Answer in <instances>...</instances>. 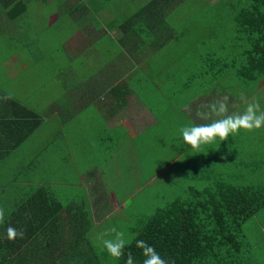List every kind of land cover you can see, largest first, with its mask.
I'll use <instances>...</instances> for the list:
<instances>
[{"label": "crops", "instance_id": "crops-1", "mask_svg": "<svg viewBox=\"0 0 264 264\" xmlns=\"http://www.w3.org/2000/svg\"><path fill=\"white\" fill-rule=\"evenodd\" d=\"M41 2L50 9L40 16L35 13L39 11ZM186 2L150 0L139 9L147 7L148 12H153L156 8L158 15L171 10L180 11ZM199 3L192 11L202 17L208 10L206 6L211 3L207 0H199ZM115 11L109 0H0V49L8 44L16 48L13 54L0 58V208L5 210V221L0 224V264H21L23 252L31 256L58 252L73 236L69 227L84 228L88 218L92 225H98L113 217L108 216L110 208L101 198L103 182L100 180L113 178L106 181L113 182L116 187L118 177L114 173L117 167L123 166V170L134 171L136 158L141 162L140 170L149 172L150 168L146 164H155L177 144L182 137L181 128L203 124L205 120L196 116L200 106L223 98L220 96L222 92L217 93L216 88L206 89L208 86L196 92L197 84L173 90L171 83L176 81L177 75L169 71L164 81L174 78L162 87L166 89V94L153 93L152 104L155 106H148L143 99V88L134 84L128 89L126 84H121L120 77L127 78L132 73L128 70L131 66H149V54L146 51L166 49L175 44L176 38L171 29L159 31L149 27L150 24L142 18L138 19L136 12L125 19L113 21L111 14ZM70 27L77 28L72 37L67 35L60 40L42 42V36L39 40V35L49 38L53 29L64 28L63 34H72L68 30ZM150 34L152 38L148 37ZM71 42H75L74 47L70 44L72 48L69 45ZM88 53L92 63L86 71L93 74L91 82L99 85V92H87L84 95L77 91L72 93L70 76L75 75V66L85 65ZM229 58L234 59L233 52ZM38 63L40 70L36 68ZM24 64L30 67L24 69ZM34 72L39 75L38 79L49 80L50 91L46 90L47 83H39L36 90L26 92L21 97L17 83L35 79ZM142 76L140 72L136 81L142 80ZM54 81L61 89L66 88L62 94L56 95V91L50 87ZM75 82L81 81L76 78ZM158 89L159 92L162 90L160 87ZM103 94L109 99L107 104L99 103L98 108H93L94 101L104 98ZM79 106H86L88 110H79ZM237 108L238 105L230 113H236L233 110ZM118 111L119 116L122 114L123 117L117 118ZM101 114H106L103 116L105 118ZM77 116L82 125L75 122ZM112 117L115 119L112 120ZM71 122L87 133L69 129L68 124ZM146 135L149 139L151 137L149 147L157 155L151 163L145 161L150 152H140L138 146L148 148L142 142ZM169 137L170 146L167 144ZM134 147L138 148L136 155L127 159L122 156L123 160L118 155V149L123 153L131 152L130 148ZM62 151L65 152V158L59 165L57 157ZM80 151L81 156H76ZM141 153L145 156H141ZM69 162L77 185L74 191L68 192L65 202L59 201L51 192L52 188L37 178L38 175L35 180H28L29 177L23 175L45 164L52 177L59 171L58 179L62 181L71 177L67 173ZM55 165L58 171L52 169ZM90 168L93 169L89 173ZM86 177L90 179L85 181ZM19 179L34 186H28L23 191V187L16 185ZM124 184L129 189L134 187L128 180ZM111 189L110 185V192ZM114 191L110 195L118 202ZM43 195L45 199L47 195L62 206L57 215L53 211L46 212L48 208ZM9 226L18 232L23 231V238L8 240L6 230ZM255 228H258L260 239L264 241L263 227L258 225ZM242 236L243 241H246L243 231ZM81 238L72 242L75 245L72 252H81L84 245ZM63 241L64 245L61 244ZM58 243L61 247L56 245ZM250 254L253 263L260 264L254 257L256 255Z\"/></svg>", "mask_w": 264, "mask_h": 264}, {"label": "rangeland", "instance_id": "rangeland-1", "mask_svg": "<svg viewBox=\"0 0 264 264\" xmlns=\"http://www.w3.org/2000/svg\"><path fill=\"white\" fill-rule=\"evenodd\" d=\"M149 1L109 0L112 8L116 10L111 14L113 21L125 19L126 16L136 12L138 13V19L142 18L145 23L150 24L149 27L157 28L159 31L165 28L166 30L171 29L173 36L176 38L173 42L175 44L167 46L166 49H150L146 51L149 54L148 63L150 65L140 66L139 68L135 66L129 67L128 70L132 73L127 78L120 77L122 85L126 84L128 89H131L130 86L133 87L134 84L139 88H143V99L145 103L148 106L154 107L155 104H152L154 98L152 97L153 93L155 95L156 93L166 94V89L164 90L162 87L174 77L169 78V81H164V78L167 73L169 74V71H172L177 75L176 81L171 83L173 90L175 88L179 89L180 87L184 89L186 85L191 86L195 84H197L196 92L202 91L207 86L206 89L210 90H215L216 88L217 93L222 92L220 96L228 97L229 114H231V109L237 105L238 108L233 111L243 112L246 107L244 100L249 102L256 101L260 104L261 109L264 110V73L257 74L256 77L252 78L253 80L247 78L241 79L238 69H242L245 58L243 55L240 57L241 53H239L237 59L229 58L232 52L236 51L237 46L239 48L241 44L247 46V43L239 42L238 40L236 44L234 36L237 27V13L242 8H246L250 0H219L218 2H216L217 0H207L211 5L206 6L208 10L205 11L206 15L202 17L195 15V12L192 11V8L200 5L199 0H187L181 9L185 10L184 12L181 10H171L163 14L159 13L158 15L156 8L153 12H148L146 10L147 7L143 10L139 9L142 6H146ZM215 2L216 4L213 5L212 3ZM39 6V11L35 13L36 15H44L43 12H48L50 9L43 2L39 3ZM150 16H152L151 19ZM75 27L68 29L72 34H63L64 28L53 29V33H49V38H44V35H39V40H41L42 36V42H51V39L60 40L67 35L72 37L74 32L77 31ZM100 31L102 32V30ZM76 37L77 34H75ZM148 37L152 38L153 35L150 34ZM73 43L75 42H71L69 45L71 44L74 47L75 44ZM71 45L70 47L72 48ZM234 46H236L235 49ZM232 49L234 50L232 51ZM14 50L16 48L13 45H5L0 49V58L7 57ZM88 54L86 56L85 67L75 66V75L73 76L71 74L70 76L72 93L77 91V93L80 92L84 95L87 92L95 94L99 92V85L91 82L93 79L90 77L93 74L90 71H86L91 66L90 63H92V57L90 53ZM227 54L230 55L227 56ZM233 62H236L235 67L229 66ZM31 64L33 65L32 62ZM29 67L27 64L23 65L24 69ZM36 68L40 70L41 66L39 63L36 65ZM137 68L143 76L142 80L136 81L140 73ZM2 74L5 76L3 72ZM33 78L35 79L21 80V84L17 83L20 87L18 92L21 94V97H24L26 92L36 90L38 88L36 85L39 83H47L46 90L50 91L48 86L49 80L38 79L39 75L36 72L33 73ZM76 78L80 79L81 82H75ZM50 87L53 91H56V95L62 94L66 89L58 87L55 81ZM158 87L162 89L160 92ZM238 90L240 91L238 92ZM103 96L104 98L94 101L93 108H98L99 103L107 104L109 99L106 95L103 94ZM241 97L244 99L242 100ZM154 102H156L155 99ZM79 108V110H88L86 106H79ZM183 112L187 113L185 111ZM116 114L118 118L119 111ZM105 115L101 114L100 116L105 118L103 117ZM119 117H123L122 114ZM187 118L190 120L189 117ZM114 119L115 117H112V120ZM213 119H216V117H213ZM75 122L78 125H82V121L78 116ZM210 122V120L204 121L203 124ZM68 126L70 127L69 129L78 131V133H87L85 129L78 127L74 122L69 123ZM149 136L146 135L142 140L148 148H144L142 145L138 146L140 152H150L146 156L147 159L145 161L151 163L157 155L149 147L151 139V137L149 139ZM142 142L140 141V143ZM167 144L168 146L171 145L170 137L167 140ZM130 149L131 152L127 151L123 153H120V149H118V155L121 159L123 157L127 159L126 157L137 154L138 148L134 147ZM76 156L80 157L81 151ZM141 156L145 155L141 153ZM64 158L65 152L62 151L57 157V163L60 165L61 160ZM137 159L135 160L134 171L133 169L128 170L126 168L123 170V166L117 167V172L114 173L118 177L116 187L113 185V182H108L113 178L100 180L103 182V185L101 184V198L105 201L104 203L107 208H110L108 216L111 215L113 217L103 220L98 225L88 227L84 243L92 244L99 253L105 256L109 254L106 250H102V239L114 237V233L109 232V229L116 228L117 231L124 232L125 239L129 243L133 239L136 230L141 228L144 219L154 208L163 206L164 201H169L173 198L185 199L186 197L188 199L187 194H200L201 191L212 188V184L219 180L225 181L235 178L239 179L235 181L236 184H242L240 177L243 178V175L246 181L244 179L241 180H244L247 186L264 188V127L251 132L240 130L235 134H230L228 139L222 142L217 138L213 142V145H202L198 151L192 150L189 145L183 142V138L180 137L177 144L167 154L159 158L155 164L151 166L148 163L146 164V167L150 168L149 172L140 170L141 165L139 163L141 162L140 160L138 162ZM77 166H80V164L77 163ZM57 168V165H55L52 169L58 171ZM67 168V173L71 174V177L62 181L58 179L60 172L58 171L56 176L52 177L48 165L45 164H42L40 169L31 170L23 175H27L29 177L28 180L42 179V182H46L52 188L51 192L54 193V196L59 201L65 202L69 196L68 192L74 191L77 185L76 176L70 169V162ZM92 169H89V173ZM129 177L131 178L130 180ZM89 179L86 177L85 181ZM20 180L17 181L18 183L16 185L23 187V191L28 186H34L20 182ZM127 180L134 187H130L129 189L124 184V181L126 182ZM110 185L112 186L111 192L109 191ZM115 188L116 190L114 191ZM113 191L117 193L114 197L118 202H115L110 195ZM262 220H264V208L242 225L243 232L246 234V245L250 246L251 253L256 255L254 257H257L260 264H264V241L260 239L261 236H259L258 228L255 227L261 225L264 229V223H261ZM103 233H107V235L101 236ZM111 262L113 263L114 260Z\"/></svg>", "mask_w": 264, "mask_h": 264}, {"label": "trees", "instance_id": "trees-1", "mask_svg": "<svg viewBox=\"0 0 264 264\" xmlns=\"http://www.w3.org/2000/svg\"><path fill=\"white\" fill-rule=\"evenodd\" d=\"M236 24L235 43L238 40L247 46L236 45L233 55L236 59L239 53L240 57L243 55L245 63L238 69L239 76L251 80L264 73V0H250L246 8L238 11ZM235 65L234 62L229 66ZM242 177V184H236L239 179L235 178L219 180L200 194H187L188 199L164 201L163 206L154 208L144 219L120 259L105 256L88 243H84L81 252H72L75 246L72 242L81 236L85 242L88 227L95 226L88 218L84 228L69 227L73 236L67 244L61 243H65L63 249L40 256L23 252L21 264H125L128 252L133 254L135 264H143L141 250L136 248L137 240L153 246L168 264H254L247 242L243 241L242 225L264 208V188L247 186L245 176ZM45 205L46 212L53 211L55 215L62 208L47 195ZM61 244L56 245L61 247Z\"/></svg>", "mask_w": 264, "mask_h": 264}, {"label": "clouds", "instance_id": "clouds-1", "mask_svg": "<svg viewBox=\"0 0 264 264\" xmlns=\"http://www.w3.org/2000/svg\"><path fill=\"white\" fill-rule=\"evenodd\" d=\"M7 98V97H5ZM243 100L244 98L241 97ZM246 105L243 112L229 114L228 97L216 100L210 104L201 105L196 111L197 118L210 123L185 126L180 129L183 142L191 147L192 150L198 151L202 145L213 143L217 138L225 141L230 134H235L240 130L254 131L264 127V110L256 101L244 100ZM204 109H207L206 111ZM216 117V119H213ZM5 221V210L0 208V224ZM114 233L113 238L102 239L103 249L116 259L125 256V246L128 243L125 239V233L117 231L116 228L109 229ZM7 239L15 240L17 237L23 238V231L18 232L15 228L9 226L6 230ZM107 233L101 234V236ZM136 248L141 250L144 257L143 264H168L156 249L147 244L144 240L136 241ZM125 264H135L134 256L131 252L127 253Z\"/></svg>", "mask_w": 264, "mask_h": 264}]
</instances>
